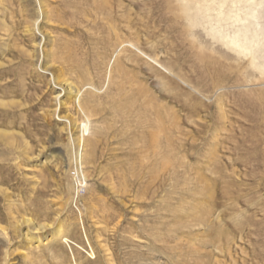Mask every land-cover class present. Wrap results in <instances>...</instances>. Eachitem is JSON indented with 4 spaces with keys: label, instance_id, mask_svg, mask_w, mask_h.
Here are the masks:
<instances>
[{
    "label": "rangeland",
    "instance_id": "374dc122",
    "mask_svg": "<svg viewBox=\"0 0 264 264\" xmlns=\"http://www.w3.org/2000/svg\"><path fill=\"white\" fill-rule=\"evenodd\" d=\"M39 1L0 0V264H264V76L194 0Z\"/></svg>",
    "mask_w": 264,
    "mask_h": 264
},
{
    "label": "bare ground",
    "instance_id": "6f19581e",
    "mask_svg": "<svg viewBox=\"0 0 264 264\" xmlns=\"http://www.w3.org/2000/svg\"><path fill=\"white\" fill-rule=\"evenodd\" d=\"M211 1L212 0H194L193 1V2H196L197 3V5H196V11L195 12H198L201 15V19L200 20L195 19V16H194V19L189 20V18H188L189 16L188 15L190 14V11L192 10V7H190V3H184V5L186 6V8L188 9L187 11H185V13L187 14L188 22H191L192 21V23H190L192 33L195 36L196 35L198 36V32L196 31L197 28L198 27L204 28V30H205V32H206L207 35H209L213 39H215L217 43H219V44H221L223 46H226L227 48H229L230 50H232L233 52H235L236 55L238 56V58H240L241 60L244 59V58H247V62L249 64V66L253 70L259 71L260 74L262 76H264V35L261 33L260 30L257 29L258 23L256 22L257 21L256 19H257V16H258V11L252 5H247V4H245L244 7L241 6L240 8H238V6H233L232 8L227 9V8L224 7V5H225V1L224 0H214L212 6L214 4H218V9H217V13H216V19L218 21H220V22L226 21V24L228 25L225 32H219L215 28L214 29H210V28H208L205 25V20H209L208 15L210 14V11L212 9V6L206 7V8H203V9H201V6L202 5H204V6L209 5L211 3ZM247 1L248 2H252L254 0H247ZM236 2H241V0L236 1ZM39 3H40V7H39L40 9L39 10H40L41 15L44 18H47L49 21H52V19L56 17L58 20H60L59 16H53L55 10H54V8H51L52 6L50 7L48 1H42L41 0V1H39ZM243 3H244V0H243ZM250 19H255V21L254 22H249V24H247V21H249ZM42 20H44V19H42ZM50 23H52V22H50ZM227 30H228V32H227ZM45 35H47V34H45ZM46 39L44 38V42H46ZM44 48H43V53H44L43 55L50 57L51 55L54 54L53 52H51L49 50H45ZM39 51H41V50H39ZM51 57H50V59H52ZM54 57H56V55ZM64 87L67 88V90L64 88V91L65 92L66 91L67 92L69 91L68 93L69 94H72L71 96L74 97L73 99L75 101H79V97H81V95H82L81 94V91H82L81 89L75 88L70 82H67L66 83V86H64ZM222 103H223L222 102V97L221 96H218V104H217V106H218V108L220 110L222 109ZM172 126H174V124ZM180 129H181V127H180ZM166 132H168V131H166ZM0 137H2V138H10V133L9 132H6V131L0 130ZM167 139L169 140L168 137H167ZM159 140H158V142H159ZM80 145H81L80 146V148H81L80 158L83 159L85 156H88V154H89V150H88L89 146H88L87 141H85V140H83V142L80 141ZM157 145H158V143H157ZM174 149L175 148H173V150ZM82 151H83V153H82ZM176 159H177V162H176L175 166L174 167L172 166V168L170 169L169 175H171L172 172H174V170H176L179 166H182V165H185V164H189L188 161L186 160L185 156H183V158L182 157H177ZM194 188H195V185H194ZM190 190H193V188H190ZM182 199H184V198H182ZM181 205H182V203H181ZM207 209H205V211ZM174 211L177 212V211H180V210L177 207V208H174ZM206 215H208V214L206 213ZM194 216L195 217H193V221L195 220L196 222L199 223V221L201 219L198 218V216L196 217V215H194ZM202 220H205V219H202ZM207 222H208V219H207ZM34 229H36V228H34ZM60 229H58V234L59 235L61 234ZM99 244L101 245L100 247H102V249H103V252H104V255H105L106 264H118L114 260L113 255H112L111 250L108 247V245L105 244L103 241H99ZM202 255H204V254H202ZM204 261L206 262V260H204ZM152 263H154V262H152ZM156 263H157V261H156Z\"/></svg>",
    "mask_w": 264,
    "mask_h": 264
},
{
    "label": "built area",
    "instance_id": "2783aa9c",
    "mask_svg": "<svg viewBox=\"0 0 264 264\" xmlns=\"http://www.w3.org/2000/svg\"><path fill=\"white\" fill-rule=\"evenodd\" d=\"M72 176L77 179L75 186V192H74V197H73V206L78 210L79 209V201L81 199L82 194L85 192V188L83 183L80 180V175L77 173L76 169L72 171Z\"/></svg>",
    "mask_w": 264,
    "mask_h": 264
}]
</instances>
